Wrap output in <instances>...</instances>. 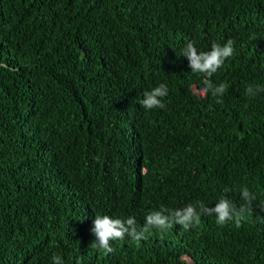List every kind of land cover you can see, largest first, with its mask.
I'll return each instance as SVG.
<instances>
[{
  "label": "trees",
  "instance_id": "16d2710c",
  "mask_svg": "<svg viewBox=\"0 0 264 264\" xmlns=\"http://www.w3.org/2000/svg\"><path fill=\"white\" fill-rule=\"evenodd\" d=\"M234 40L204 95L182 49ZM165 84L164 108L145 91ZM264 0H0V264H264ZM217 100L222 102L218 103ZM256 196L236 227L93 248L95 215Z\"/></svg>",
  "mask_w": 264,
  "mask_h": 264
},
{
  "label": "clouds",
  "instance_id": "9594fccd",
  "mask_svg": "<svg viewBox=\"0 0 264 264\" xmlns=\"http://www.w3.org/2000/svg\"><path fill=\"white\" fill-rule=\"evenodd\" d=\"M234 40L228 39L221 45L213 42L209 51H198L194 44L189 41L182 49V56L187 58L188 67L192 73H201L204 75L202 81L203 87L199 89L200 93L207 95L211 93L213 97H219L227 90V85L220 83L215 85L210 79L224 64V61L234 53ZM246 95L255 97L264 92V86L249 85ZM168 93L167 86L163 83L145 91L143 99L140 101L141 106L145 109L164 108L165 104L162 98ZM218 103L222 102L217 100ZM232 189L225 187L224 194L220 196L214 206L209 207L203 201H196L195 204L189 203L182 208L168 209L161 206L157 211L149 212L145 217V224L142 228L137 227L133 217L126 220L112 218L109 215H95L92 221L90 232L93 234L92 247L102 251L107 255L113 252L110 241L123 240L125 235L130 236L133 240L146 239L145 233L152 228L168 229L174 225H180L184 230H188L192 225L199 224L201 216L216 217V223L223 225L228 221H234L236 227L241 226V222L251 215L254 211L253 201L256 196L246 187L240 190V198L243 203L239 206L235 204L227 195ZM264 212V205L259 209ZM264 219V217H261ZM53 264H63L59 255L52 257Z\"/></svg>",
  "mask_w": 264,
  "mask_h": 264
}]
</instances>
